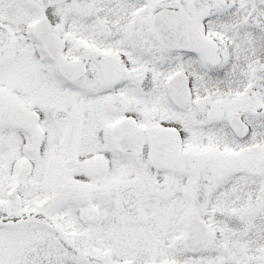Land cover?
<instances>
[{"label": "snow or ice", "instance_id": "6c2138e0", "mask_svg": "<svg viewBox=\"0 0 264 264\" xmlns=\"http://www.w3.org/2000/svg\"><path fill=\"white\" fill-rule=\"evenodd\" d=\"M0 264H264V0H0Z\"/></svg>", "mask_w": 264, "mask_h": 264}]
</instances>
